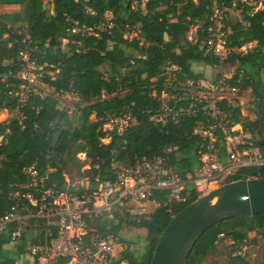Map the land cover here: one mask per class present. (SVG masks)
I'll return each instance as SVG.
<instances>
[{
	"label": "trees",
	"instance_id": "obj_1",
	"mask_svg": "<svg viewBox=\"0 0 264 264\" xmlns=\"http://www.w3.org/2000/svg\"><path fill=\"white\" fill-rule=\"evenodd\" d=\"M217 1L240 10L239 19H225L229 46L234 48L225 61L236 63L231 80L241 73L237 82L239 93L251 88L257 97V106L264 91V0ZM52 2L53 12L49 14L42 0H0V5L20 6V11L0 13V110H16L18 114L6 123L8 131L0 144V214L9 205L7 193L28 183L25 170L30 166L41 172L48 170L44 188L84 191L86 187L74 188L65 180L68 161L79 162V153H84L88 161L89 167L84 169L89 179L88 191L95 189L99 181L113 179L111 158L130 166L161 157L164 167L180 177L193 174L200 164L198 151L204 142L193 129L205 121V115L199 112L181 116L176 122L161 125L148 121L147 110L157 108V96L163 91L174 94L170 100L173 107L187 106L191 99L176 87L203 79L202 73L192 70V63H220L202 49L207 39L210 0ZM19 21L25 31L16 26ZM195 23H198L197 40L191 42L186 38V31ZM83 26L90 27L91 31H84ZM74 27L79 29L73 32ZM251 42L255 45L239 50ZM27 46L38 48L34 52L38 64H47L42 68L41 82L50 92L30 94L17 108L14 92L21 83L17 73L24 65L20 52ZM167 61L178 67L171 84L167 83L164 73ZM56 69L58 72L54 74ZM61 93L78 97L74 125L67 111L58 107L57 95ZM220 106L226 125L239 124L242 130L257 137L246 141L264 149V129L258 119L243 115L238 104L223 101ZM126 107L131 110L134 122L122 134L110 133V140L104 142V117ZM233 135L237 139L238 131ZM216 136V144L223 153L220 128ZM257 176L264 177V166L237 168L227 180ZM188 192L186 202L165 205L167 191L154 189L148 198L157 205L144 214L105 209L100 216L88 220L89 234L93 229L100 235L114 234L121 245L120 259L129 264H150L158 238L171 220L169 209L176 214L200 196L193 190ZM21 226L23 231L15 244L10 243L8 234L17 227L16 223L0 232V264H25L23 247L37 227L33 222ZM126 228L145 230L143 251L128 246L130 240L122 235ZM251 232L262 240L252 262L239 253L245 240L248 244L255 242V237L248 240ZM221 235L229 240L232 252L225 264H264V213L231 217L211 226L195 242L186 264H201L206 255L216 251ZM38 241L33 237L32 242ZM63 261L60 258L56 264Z\"/></svg>",
	"mask_w": 264,
	"mask_h": 264
},
{
	"label": "built area",
	"instance_id": "obj_2",
	"mask_svg": "<svg viewBox=\"0 0 264 264\" xmlns=\"http://www.w3.org/2000/svg\"><path fill=\"white\" fill-rule=\"evenodd\" d=\"M244 1L246 0H241ZM232 5L235 6L236 3L233 2ZM229 8L223 1L210 0L207 39L203 42L202 49L205 54L214 56L218 61H224L234 51V48L229 46V30L225 28ZM197 26L198 23H195L188 28L187 40H197ZM78 29L74 27L72 31ZM82 29L91 31L90 27L83 26ZM37 49L27 46L20 52L24 65L17 73L21 81L18 90L14 92L17 108L34 93L33 86L37 80L41 82L44 73L42 68L47 66L44 62H36L34 52ZM177 70L176 65L169 61L165 63L167 83L175 81ZM57 72L58 69L54 74ZM240 76L241 73L233 81L232 76H223L206 84L188 81L183 86L176 87L183 92L184 97L191 99L187 106L173 107L170 100L174 99V94L163 91L157 96V108L147 110L148 121L161 125L169 121L176 122L181 116H193L199 112L205 115V121L199 122L193 129V133L200 135L204 142L198 151L200 164L192 176L187 174L182 178L173 170L165 168L161 157L152 161L143 160L130 166L111 158L110 170L113 179L99 181L92 191L86 190V186L84 191L78 192L54 187L44 188L43 182L47 178L48 170L41 172L30 166L25 170L29 178L28 183L7 193L9 205L0 214V232L6 226L16 223L17 227L11 229L8 234L10 243L15 244L23 231L21 224L34 223L37 227L34 236L31 235L32 238L27 240L23 247L25 264H46L49 260L57 261L60 258L64 259L63 264H129L118 255L121 245L116 235H100L94 229L89 234V219L100 216L108 208L121 209L131 215L147 213L149 211L140 207L146 202L152 207L157 205L148 198L154 189L167 191L165 205L184 203L189 194L186 189L188 183H192L194 193L201 196L227 182L228 177L237 168L264 166V149L250 141H236L232 132L237 124L228 126L226 121L222 120L224 114L220 103L225 101L237 105V82ZM133 122L134 118L128 107L118 113L107 114L102 124L105 138H109L110 133L122 134ZM5 126L6 123L0 120V144L8 131ZM218 128L223 133V153L216 144ZM244 144L247 145L238 147ZM81 154L85 156L84 153ZM169 215L172 218L175 213L169 209ZM35 236L38 242H32ZM247 246L245 240L239 252L241 255H244Z\"/></svg>",
	"mask_w": 264,
	"mask_h": 264
},
{
	"label": "water",
	"instance_id": "obj_3",
	"mask_svg": "<svg viewBox=\"0 0 264 264\" xmlns=\"http://www.w3.org/2000/svg\"><path fill=\"white\" fill-rule=\"evenodd\" d=\"M264 213V177L227 181L186 205L161 232L150 264H186L200 235L236 216Z\"/></svg>",
	"mask_w": 264,
	"mask_h": 264
},
{
	"label": "rangeland",
	"instance_id": "obj_4",
	"mask_svg": "<svg viewBox=\"0 0 264 264\" xmlns=\"http://www.w3.org/2000/svg\"><path fill=\"white\" fill-rule=\"evenodd\" d=\"M43 6L46 9L47 13L51 14L53 12V2L52 0H42ZM254 3V1H252ZM20 11L19 5H0V13H11V12H17ZM240 10L237 8H229L227 14H226V21H234L236 19L240 18ZM16 26H18L20 29L24 28L21 21L16 23ZM21 29V30H22ZM130 34L129 36H131ZM253 43L248 44L242 48H240V51H245L247 47H251ZM220 63L217 65H210L211 67V73L209 79V83L213 82L223 76H232V74L235 71V65L236 63L229 61H219ZM201 83V82H200ZM199 83V84H200ZM34 93H38L40 95H44L50 92V89L40 82V80H37L35 82V85L33 86ZM58 99V107L66 110L69 118L71 120L72 125L77 123V112H76V104L78 102V97L73 93H61L57 95ZM257 97L254 95V93L251 91V88H247L243 90L241 93H239V98L236 100V103L246 110V113L249 119L256 120V114L254 113V109L256 108ZM245 113V115H246ZM17 111L16 110H7L2 109L0 110V120L7 123L9 119L16 117ZM92 118V116H91ZM235 131H238L237 139L236 141H246L245 138H243V135H247L246 138H254L255 135H251L249 132L244 131L241 129V126L239 124L235 125L234 127ZM233 134V132H232ZM234 136V135H233ZM235 137V136H234ZM257 138V137H256ZM109 138H104V142H108ZM77 157L79 159L78 161L69 162L67 164L66 173H65V180L66 183L74 188L78 187H86L89 184L88 176H85L84 169H87L88 161L86 160V157L83 156L81 153L77 154ZM196 171V170H195ZM194 171V172H195ZM194 174V173H193ZM193 174H188L192 176ZM193 185L192 183L186 184L187 190H192ZM141 209H144L145 211H150L153 207L150 203H145L140 207ZM121 210V209H120ZM7 228V227H6ZM123 237L130 240L131 244L128 246L130 248H135L138 250V252L143 251L146 248V242L144 240L145 230L143 228H126L122 231ZM259 241V242H258ZM255 244H252V246L245 250L244 255L248 258L249 261H254V258L257 255V249L258 245H261L262 240L259 238ZM229 240L222 235L220 236V239L216 243V251L214 253H210L206 255L203 259L201 264H225L226 263V257L228 254L231 255V248L228 245ZM120 245V244H119ZM120 249V248H118ZM55 260H49L46 264H56ZM22 263V261L18 262Z\"/></svg>",
	"mask_w": 264,
	"mask_h": 264
},
{
	"label": "crops",
	"instance_id": "obj_5",
	"mask_svg": "<svg viewBox=\"0 0 264 264\" xmlns=\"http://www.w3.org/2000/svg\"><path fill=\"white\" fill-rule=\"evenodd\" d=\"M259 6H260V4H259ZM251 43H253V45H255V42H251ZM251 43H249V44H251ZM253 45H251V47ZM192 70L194 72H196V73H202L203 74V79L198 80V81L202 82L203 84H206L209 81L208 78H211L210 77V73H211L210 65H206V64H203V63H200V62H193L192 63ZM258 105H259V107H261L262 110H264V91H263V97H260ZM241 109H242V114L245 115L246 110L244 108H241ZM247 116H249V115H247ZM246 137H248V136L247 135H243V138H245V140L249 139V138H246ZM253 237H255V242H253L252 244H255L259 240L260 237H259V235L256 236L255 232H251L249 234V239L248 240L252 239ZM252 244H248L247 243V245H248L247 248L249 249L252 246ZM258 249H259V247H258ZM258 249H257V251H258Z\"/></svg>",
	"mask_w": 264,
	"mask_h": 264
},
{
	"label": "flooded vegetation",
	"instance_id": "obj_6",
	"mask_svg": "<svg viewBox=\"0 0 264 264\" xmlns=\"http://www.w3.org/2000/svg\"><path fill=\"white\" fill-rule=\"evenodd\" d=\"M254 113L256 114V119L259 120L260 126L264 129V110H262L261 107L257 105L254 109Z\"/></svg>",
	"mask_w": 264,
	"mask_h": 264
}]
</instances>
